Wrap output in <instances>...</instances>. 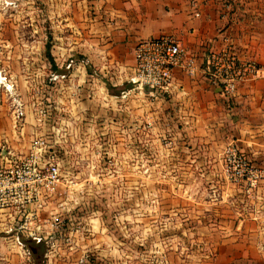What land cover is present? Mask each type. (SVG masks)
I'll return each mask as SVG.
<instances>
[{
	"label": "crops",
	"instance_id": "crops-1",
	"mask_svg": "<svg viewBox=\"0 0 264 264\" xmlns=\"http://www.w3.org/2000/svg\"><path fill=\"white\" fill-rule=\"evenodd\" d=\"M49 3L56 13L48 23L11 22L7 35V23L0 21V165L6 151L26 154L46 129L57 139L59 124L88 125L82 128L83 141L95 131L106 134L105 125L114 124L117 153L129 142V155L137 156L143 141L153 156L157 143L176 166L179 185L201 194L194 202L212 205L211 234L226 237L215 246L213 264L259 261L264 253V80L243 79L226 96L211 82L205 61L227 48L236 62L264 65V0H64L61 8L57 0ZM160 34L181 43L194 59V71L174 68L169 91L151 97L130 81L133 49L138 40ZM42 103L46 119L37 112ZM229 145L259 173L255 185L227 177ZM12 223V212H0V264H27L20 245L1 239L4 233L12 237L6 232ZM83 238L75 233L59 259L48 253L37 258L26 247L30 264H78L77 254L98 250L96 238Z\"/></svg>",
	"mask_w": 264,
	"mask_h": 264
},
{
	"label": "rangeland",
	"instance_id": "rangeland-1",
	"mask_svg": "<svg viewBox=\"0 0 264 264\" xmlns=\"http://www.w3.org/2000/svg\"><path fill=\"white\" fill-rule=\"evenodd\" d=\"M49 2L0 0V21L7 23L3 25L5 34L10 35L6 26L10 27L11 22L48 23L50 15L56 13ZM63 2L57 0L59 8ZM41 106L46 119L48 108L44 103ZM80 124H59L57 139L47 135L49 129L46 136H40L55 147L61 169L55 192L45 199L39 212L44 223L58 216L61 231L53 232V238L39 247L40 255L48 253L59 259L76 233L96 238L98 247L77 254L78 264L81 258L88 259L85 264H117L120 260L125 264H213L218 254L215 246L226 238L211 234L214 208L209 203L194 202V196L201 194L193 187L179 185L176 166L172 167L173 163L163 156L161 146L154 143L152 147L158 154L150 156L141 141L138 155L131 156L129 142H125L117 153L113 148L117 146L119 128L114 124L105 125L104 135H97L95 125L94 135L84 141L87 132L82 135V128L90 127ZM71 135L73 140L66 139ZM83 145L90 147L88 152L82 150ZM201 197L207 200V192L203 191ZM4 234L1 239L18 243L14 240L17 235ZM17 238L21 243L19 253L30 264L32 257L23 241L28 237L21 233ZM259 259L250 264H264V253ZM239 261L237 264H243Z\"/></svg>",
	"mask_w": 264,
	"mask_h": 264
},
{
	"label": "built area",
	"instance_id": "built-area-1",
	"mask_svg": "<svg viewBox=\"0 0 264 264\" xmlns=\"http://www.w3.org/2000/svg\"><path fill=\"white\" fill-rule=\"evenodd\" d=\"M134 65L130 81L139 90L147 89L151 97L162 96L169 91L173 70L179 67L189 73L194 71V59L172 35L160 34L140 39L134 49ZM206 71L214 84H219L224 95L231 96L243 79L262 77L264 65L252 60L236 62L227 48L208 55L205 61ZM52 80L57 76L53 75ZM43 118L46 111L38 109ZM55 147L47 145L42 137L31 141L26 154H14L6 151L5 164L0 165V212H12L13 223L6 232L15 235L21 233L36 243H47L53 238V232H60L58 216L44 218L39 212L46 198L55 192L60 182L61 169L57 161ZM224 172L237 182L247 179L255 185L259 173L254 170L247 158L233 145H229L224 154ZM54 230V231H53ZM15 244L20 245L19 239ZM88 259H80L85 264Z\"/></svg>",
	"mask_w": 264,
	"mask_h": 264
},
{
	"label": "trees",
	"instance_id": "trees-1",
	"mask_svg": "<svg viewBox=\"0 0 264 264\" xmlns=\"http://www.w3.org/2000/svg\"><path fill=\"white\" fill-rule=\"evenodd\" d=\"M24 243L26 244V247L29 249L30 253L35 255V257H39L40 256V246L43 244V243H36L30 239H23ZM39 248V249H38Z\"/></svg>",
	"mask_w": 264,
	"mask_h": 264
}]
</instances>
